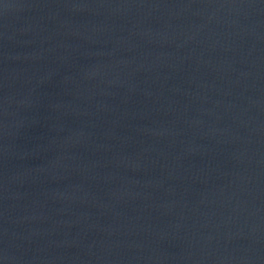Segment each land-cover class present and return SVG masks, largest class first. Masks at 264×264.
I'll return each instance as SVG.
<instances>
[{"label": "water", "instance_id": "1", "mask_svg": "<svg viewBox=\"0 0 264 264\" xmlns=\"http://www.w3.org/2000/svg\"><path fill=\"white\" fill-rule=\"evenodd\" d=\"M0 264H264V0H0Z\"/></svg>", "mask_w": 264, "mask_h": 264}]
</instances>
